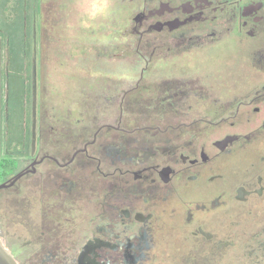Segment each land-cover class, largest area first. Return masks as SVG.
Here are the masks:
<instances>
[{"label":"flooded vegetation","instance_id":"1","mask_svg":"<svg viewBox=\"0 0 264 264\" xmlns=\"http://www.w3.org/2000/svg\"><path fill=\"white\" fill-rule=\"evenodd\" d=\"M0 2L9 12L0 22L9 51L12 30L34 10L25 0ZM108 7L113 17L101 18L120 27L132 19L127 30L137 53H147L145 67L119 98L114 122L67 140L39 132L34 154L32 134L29 144L24 137L12 177L0 183L22 174L1 192L36 179L34 242L20 255L36 264H221L230 205L264 208V0H108ZM225 49L228 76L212 70L209 55ZM162 62L196 75H145ZM255 238L247 259L264 264V227Z\"/></svg>","mask_w":264,"mask_h":264},{"label":"rangeland","instance_id":"2","mask_svg":"<svg viewBox=\"0 0 264 264\" xmlns=\"http://www.w3.org/2000/svg\"><path fill=\"white\" fill-rule=\"evenodd\" d=\"M25 1L27 9L34 10V15L24 20L22 26L14 28V32L26 36L28 43L24 67L22 65L19 75L15 74L18 81L20 78L25 82L20 111L22 120L17 118L21 131L10 128L6 155L1 139L6 130L8 75L14 74V71H10L6 39L0 36V183L12 177L17 163L11 158L17 157L16 152L21 148L24 137L28 144L31 139L34 62L37 69L39 143V132L43 140H67L69 135H76L84 127L92 132L104 123L114 122V109L118 107L119 98L132 86L134 77L141 74L145 67L142 58L147 57L146 51L137 53L134 45L138 38L127 30L134 24L132 19L124 16L120 27L115 19L101 18V13L108 11L111 14L108 0L106 3L105 0ZM1 2L0 22L9 18V12L5 11ZM21 36L18 38L20 43ZM209 55L215 61L212 70H216L218 75L228 76L230 51H213ZM173 64L178 65L179 62ZM173 64L162 62L146 70L145 75L167 76L172 75L171 72L175 75H196L189 71V67L180 69V73L177 69H170L169 72L167 68ZM119 82H122L121 86ZM3 157H8L6 161L9 163L3 162ZM35 185L36 179L31 177L20 181L14 188L0 192V236L19 264L37 262L30 254L26 255L27 259L20 255L25 241L34 242L37 219ZM250 206V203L237 202L230 205V247L221 264L250 263L246 255L251 250L248 246H256L255 235L264 227V208H253L250 213ZM76 218L79 221L84 219L81 214Z\"/></svg>","mask_w":264,"mask_h":264},{"label":"trees","instance_id":"3","mask_svg":"<svg viewBox=\"0 0 264 264\" xmlns=\"http://www.w3.org/2000/svg\"><path fill=\"white\" fill-rule=\"evenodd\" d=\"M18 28V26L15 27V29ZM11 30L13 28H10ZM12 30L11 34L9 35L10 39V59H9V67L10 71H14V74H9L8 76V85H7V94H6V99H7V116H8V121L10 127H6V132L10 130L11 127H14V131H21L20 129V123H17V118L18 120H22V115H21V109H22V95L24 93V86L25 82L24 80L19 78L16 79L15 74H18L21 72V70L24 67L25 63V58H26V49L24 44H22V41L24 40V35L18 34L17 31L14 32ZM21 36V43L18 40L20 39ZM24 43V42H23ZM23 47V48H22ZM23 65V67H22ZM16 71V72H15ZM23 121H21V124ZM23 132V130H22ZM20 134V132H19Z\"/></svg>","mask_w":264,"mask_h":264},{"label":"water","instance_id":"4","mask_svg":"<svg viewBox=\"0 0 264 264\" xmlns=\"http://www.w3.org/2000/svg\"><path fill=\"white\" fill-rule=\"evenodd\" d=\"M33 74H34V79H33V91H32L33 101H32V142H31V146H32V153L34 154L36 147H37V106H38L36 62H34ZM21 176L22 174H19L12 182L8 184L0 185V190L13 186L16 183V181L19 180ZM238 199L242 200L240 197H238ZM0 264H18V261L16 260L15 256L6 247L1 236H0Z\"/></svg>","mask_w":264,"mask_h":264}]
</instances>
